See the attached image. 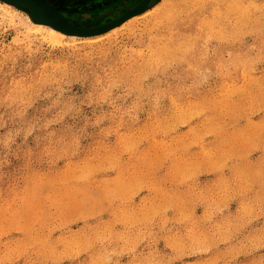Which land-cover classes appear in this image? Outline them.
I'll use <instances>...</instances> for the list:
<instances>
[{
  "label": "rangeland",
  "instance_id": "obj_1",
  "mask_svg": "<svg viewBox=\"0 0 264 264\" xmlns=\"http://www.w3.org/2000/svg\"><path fill=\"white\" fill-rule=\"evenodd\" d=\"M46 1L96 28L145 0ZM30 13L0 0V264H264V0H149L93 42Z\"/></svg>",
  "mask_w": 264,
  "mask_h": 264
},
{
  "label": "water",
  "instance_id": "obj_2",
  "mask_svg": "<svg viewBox=\"0 0 264 264\" xmlns=\"http://www.w3.org/2000/svg\"><path fill=\"white\" fill-rule=\"evenodd\" d=\"M8 1V0H5ZM16 3L26 4L31 9V17L35 22L43 24H52L53 26L61 29L68 34H77L78 36H90L106 32L120 24L132 16L141 13L147 7L149 0H145L141 7L124 15L119 20L107 24L105 26L82 29L72 25L67 19H65L56 9H54L46 0H10Z\"/></svg>",
  "mask_w": 264,
  "mask_h": 264
},
{
  "label": "bare ground",
  "instance_id": "obj_3",
  "mask_svg": "<svg viewBox=\"0 0 264 264\" xmlns=\"http://www.w3.org/2000/svg\"><path fill=\"white\" fill-rule=\"evenodd\" d=\"M7 3V2H6ZM6 3H4V4H1V5H3V6H5V7H7V10L8 9H11V7L8 5V4H6ZM148 11H150V10H148ZM145 13V12H144ZM61 14V13H60ZM145 14H147L148 16H152L154 13L153 12H147V13H145ZM31 17V16H30ZM29 17V18H30ZM32 18V17H31ZM132 18H136V17H132ZM131 18V19H132ZM33 19V18H32ZM30 20V19H29ZM130 20V19H129ZM116 21V20H115ZM32 22V21H31ZM34 27V29H35V32L37 33V34H40V35H46V36H48L50 39H54V40H58V41H60V42H63L65 39H67V38H79L78 37V35L77 34H68V33H66V32H64V31H62L61 29H59V28H57V27H55V26H53L52 24H43V23H39V22H34L33 24H32ZM104 26V25H103ZM119 26V25H118ZM118 26H116V27H114V28H112V29H110L109 30V33H107V35H109V34H111L112 32H115L116 30H118V28H120V27H118ZM100 27V26H99ZM97 28V27H96ZM111 32V33H110ZM103 36H106V35H103ZM83 37H85V36H83ZM102 37V35H94V36H88V37H86V40H88L89 42H93L94 41V39H96V38H101ZM73 39V40H74Z\"/></svg>",
  "mask_w": 264,
  "mask_h": 264
},
{
  "label": "flooded vegetation",
  "instance_id": "obj_4",
  "mask_svg": "<svg viewBox=\"0 0 264 264\" xmlns=\"http://www.w3.org/2000/svg\"><path fill=\"white\" fill-rule=\"evenodd\" d=\"M124 3H125V2H124ZM121 5H123V2L120 3V4H118L117 6L119 7V6H121ZM114 9H115V8H107V10H105L104 12H105V13H108V12L113 11ZM57 11H58V10H57ZM58 12H59V11H58ZM59 13H60V12H59ZM61 13H62V12H61ZM100 13H101V12H100ZM62 14H63V13H62ZM97 15H98V14H90V15L87 16V15H84V14H83V16H81V18L84 17L85 19H87V18H90L91 16H97ZM75 17H76V15H75V14H72L71 17H70V21H69V22H70V23L73 22L72 19L75 18ZM71 24H72V23H71ZM72 25H73V24H72ZM74 26H75V25H74ZM104 26H105V25H104ZM76 27H77V26H76ZM100 27H101V26H100ZM79 28H80V27H79ZM81 28H82V29H92V28H83V27H81Z\"/></svg>",
  "mask_w": 264,
  "mask_h": 264
}]
</instances>
